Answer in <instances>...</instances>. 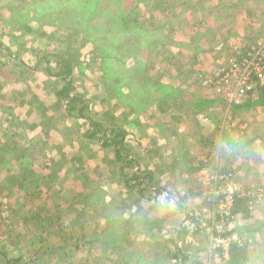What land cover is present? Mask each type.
Here are the masks:
<instances>
[{"label": "rangeland", "instance_id": "374dc122", "mask_svg": "<svg viewBox=\"0 0 264 264\" xmlns=\"http://www.w3.org/2000/svg\"><path fill=\"white\" fill-rule=\"evenodd\" d=\"M15 1L0 0V23L10 25L33 49L58 44L63 33H97L89 28L93 21L78 16L87 5L96 7L92 16L105 26L102 47L96 55L95 40L81 41L80 59L86 61L74 69L78 90L84 87L94 97L90 110L99 120L116 117L124 124L126 147L138 159L137 168L149 169L151 183L162 192L140 197L124 188L113 148L96 141L86 145L76 127L68 126L72 118L63 111L59 80L41 70L26 68L12 76L0 71V194L11 208L7 221L0 223V250L20 258V264H79L82 255L83 264H224L229 238L246 245L247 264H264V201L250 203L248 196L264 189V104L234 111L218 101L206 113L189 104L195 97L211 96L202 86L206 74L232 55L231 47L248 42L223 40L229 30L235 36L264 37V0H185L149 8L135 0ZM128 11L153 15L155 23L164 20L162 35L119 32L115 20L107 28L115 13ZM173 12L180 13L178 18ZM32 32L41 34V40H34ZM166 32L172 44H164L171 40ZM112 49L125 63L105 58ZM1 56L14 70L22 69L12 57ZM138 62L142 68L149 65L144 80L135 70ZM109 68L119 74L110 84L104 79ZM157 71L158 81L174 90L180 87L182 98L157 103L153 94V103L136 112L137 98ZM133 87L138 97L131 94ZM229 117L246 125L245 130H228L240 142L234 147L222 140L219 128H226ZM199 162L201 168L194 165ZM228 166L234 174L216 190V173ZM231 184L238 188L234 194L246 192L251 217L224 216ZM216 230L228 234L216 236ZM218 239L225 244L219 246ZM75 242L81 244L80 252H75ZM174 243L181 249L179 256L172 253Z\"/></svg>", "mask_w": 264, "mask_h": 264}, {"label": "trees", "instance_id": "16d2710c", "mask_svg": "<svg viewBox=\"0 0 264 264\" xmlns=\"http://www.w3.org/2000/svg\"><path fill=\"white\" fill-rule=\"evenodd\" d=\"M23 2L22 0H16L15 2ZM120 1V0H115ZM206 0H195L196 3H204ZM13 2V1H12ZM86 2V1H85ZM162 2L163 7H168L169 2L173 5L176 3H184L185 0H135V4L144 3L146 4V7L149 4H159ZM134 4V5H135ZM82 6V5H81ZM85 7V6H83ZM84 10H80L78 13V16H81L83 19L85 18L86 21L90 20L93 21L92 25H89L90 30H94L95 34H89L85 35L82 34L81 31L78 33L69 32V35L66 36L61 34V36L58 35V44L56 45H49L48 48H38L33 49V47H27L25 46V42L20 41L21 37L19 35H16L12 27L7 26L6 24L0 23V71L2 74H5V76H12L16 74L18 71H22L23 69H29L33 72H36L38 70L44 71L48 76H51L55 78V80H59L60 83H62V86L57 89L60 101L63 107V111L66 113L68 117L72 118V121L68 124L70 127L71 125H74L76 127L77 134H80V138L82 142H85L84 144H88L90 142L96 141L100 146L107 148L112 147L114 152V162L117 165V174L119 179L123 182L125 185L124 188L129 190V192L133 195L137 196H147V192H150L154 196H158L162 191L157 186L153 185L151 182L154 180V175L152 172L147 171L149 169H140L137 168L136 163H138V159L133 157V155L130 153V149L126 147V135L128 130H126L124 124L122 122L116 121V117L113 118V121L111 120V117H108L106 121L99 120L96 115H93V111L90 110L91 105L94 103V97H90L87 95L85 88L83 87V91H79V78L73 75L74 69L77 62H85V59H80L81 56V48L83 45L82 40L85 39V41H94L95 40V54L98 55V49L102 47L101 41V34L102 29L105 28V26H102V22L104 20L100 19L99 17H95V15L92 16V14L95 13L96 7L93 6V8L87 7L84 8ZM151 9V8H150ZM183 10V8H182ZM134 11V10H133ZM186 12V11H185ZM180 13H172V17L178 18ZM95 17V18H94ZM139 18L142 19V22H139ZM95 19H98L97 21ZM118 21V25L120 27L119 32H136V33H146L150 34L152 32L159 33V35H162V28L164 20H158L157 23L155 21L156 18H153V15H151L149 18H145L141 12H135L133 14L131 11H128L127 14L124 15H118L115 13L114 17L106 21L107 22V28L110 29L111 25L116 23L113 21ZM185 19H183L184 21ZM170 27H173L172 24H169ZM88 28V29H89ZM66 29V28H65ZM41 31V28L37 29L36 32L38 33ZM42 32H44L42 30ZM33 34V32H32ZM166 35L171 40L164 41V44L168 45L169 43H173V37L171 33H167ZM34 40L37 38L41 40L42 36L41 34H33ZM44 36H47V34L44 33ZM34 50H39L35 51ZM24 52V53H23ZM1 54H4L5 56L8 55L12 57L18 64L22 66V69L14 70L15 68H11V65L7 63L6 59H4ZM94 54V53H93ZM94 54V55H95ZM119 51H115L112 49L109 53L105 55L106 59H111L112 61H119L120 63H125V61L121 58ZM134 63V62H133ZM139 63V62H138ZM127 64V63H126ZM145 67H141V64L139 63L136 67V71H138L140 75V79L144 80L145 73L147 74L149 72V65L147 63L144 64ZM108 68V67H107ZM108 73L105 75H108L105 79V82L110 84L113 83V80L116 77H119L118 73L113 71L112 68H109ZM143 69V70H142ZM13 71V74H11ZM144 72V73H143ZM134 73H131L130 75L134 76ZM159 71L155 73V79H153L150 82H147V90L144 91L143 95H139V90H136L135 87L131 89V94L134 95L133 97H138L136 100V105L134 104V108L136 112H139L141 110H145V105L147 103H153L149 102V98L154 94V97L151 99L154 101L163 102V101H170L171 98H182L181 95L182 91L180 87H177L176 90H174L169 85H163L161 82L158 81L159 77ZM17 75H21V72H19ZM16 75V76H17ZM104 75V76H105ZM148 75V74H147ZM204 75V74H203ZM149 76V75H148ZM146 76V77H148ZM12 78V77H10ZM114 78V79H113ZM127 78V77H125ZM190 76L185 77V82L188 81ZM197 78H195L196 80ZM5 80H10L6 79ZM119 84V83H117ZM115 89V84L111 85L107 90H113ZM119 89V88H117ZM153 89V90H152ZM156 92V93H155ZM250 97L248 100L247 98ZM246 99H243L241 103H232L229 107L230 110H240L245 108L246 106H256L259 104H264V86L259 87L255 92H252L248 95ZM97 98V96H95ZM147 101V102H146ZM218 101H221V106L227 105L225 102V98L217 95H211L210 97H204L202 98H196L190 99L189 104H197L196 109L205 112V109L210 108V105L214 106L218 103ZM139 103H141L139 105ZM138 108V109H137ZM92 112V113H91ZM212 114L213 112L210 111ZM206 113V112H205ZM211 113H208L210 116ZM214 121L220 125V122L217 120L215 115L212 118ZM114 122L115 126H111V123ZM109 125V126H107ZM109 127V129H108ZM220 127L222 129V140L226 142L227 146L234 147L236 145H239L240 142L232 137V135L228 132L230 127L225 126ZM235 129V128H233ZM237 130H241L240 128H236ZM66 130V129H65ZM245 130V129H244ZM110 131V134L108 132ZM253 141V139L248 140L246 144H249ZM204 142L207 143V141L204 139ZM77 157L76 155H73V158ZM195 166H198L201 168L203 165L199 162L197 164H194ZM134 168V170H133ZM217 176L215 178L216 181V190L221 188V181L225 180V177L228 175L234 174V170L231 167H222L219 172L216 173ZM218 176H223L220 180L218 179ZM215 190V191H216ZM88 195H86L85 199H88ZM166 198L168 199L169 196L166 195ZM178 206H180L177 203ZM179 208V207H178ZM182 208V207H180ZM220 217H222L221 213H218ZM238 214H242L245 217H251V211L249 209L248 204V196L246 195V192H237L234 195L233 205L229 209V215L231 216H237ZM188 216H191L189 213H187ZM250 231L256 230V229H249ZM184 231V234L186 233L185 228L182 229L181 232ZM216 236H222L225 237L228 233L225 232H219L215 231ZM67 239V238H66ZM73 248L75 252H80L81 244L79 242H75L73 244ZM172 253L176 256L181 253L180 247L174 243ZM10 252L7 250H0V255L3 259V264H20V258L11 257L9 255ZM59 254V253H58ZM96 256V255H95ZM94 256V258H95ZM84 256H80L79 258V264H83L82 258ZM98 258V257H96ZM250 256L249 251L246 248V245H243L242 243H238L237 241H231L229 246V258L225 261L224 264H247L249 262ZM84 264H88L85 262Z\"/></svg>", "mask_w": 264, "mask_h": 264}, {"label": "built area", "instance_id": "2783aa9c", "mask_svg": "<svg viewBox=\"0 0 264 264\" xmlns=\"http://www.w3.org/2000/svg\"><path fill=\"white\" fill-rule=\"evenodd\" d=\"M202 83L203 88L208 89L211 95L224 97L228 107L232 103H241L250 93L264 86V37L256 39L250 44L238 45L231 56L217 64L206 74ZM227 127L245 129L246 125L229 117ZM229 178H232V175L226 176L223 181H227ZM227 189L234 190L226 197L225 211H229L232 207L234 193L238 190L237 186H233V184ZM256 194H258L257 198H255ZM248 196L250 203H257L259 200L264 201V189H260L258 193L249 192ZM9 209L8 200L0 194V223L7 221ZM224 214L225 217L229 216V212ZM216 241L219 246L225 244L224 240L218 239ZM231 241L232 239L228 238V244Z\"/></svg>", "mask_w": 264, "mask_h": 264}, {"label": "crops", "instance_id": "0c3cea01", "mask_svg": "<svg viewBox=\"0 0 264 264\" xmlns=\"http://www.w3.org/2000/svg\"><path fill=\"white\" fill-rule=\"evenodd\" d=\"M264 25V24H263ZM233 30V29H232ZM229 32L230 33H228L227 34V36L226 37H223V40H225V41H233L234 39L235 40H237V39H240L241 41V43L242 42H245V41H248L247 43L245 42V43H242V44H250L253 40L255 41L256 39H257V37L256 38H253L254 36H252V35H250V34H247V35H245V34H242V35H239V36H235V33H231V30H229ZM253 38V39H252ZM250 40V41H249ZM239 41V40H238ZM239 43V42H238ZM241 45V44H240ZM238 46V45H237ZM236 46V47H237ZM235 47V48H236ZM232 49H234L235 50V48H233V47H231ZM234 50H233V52H234ZM232 52V53H233ZM204 115V114H203ZM1 159V158H0ZM1 161V160H0ZM11 209V208H10Z\"/></svg>", "mask_w": 264, "mask_h": 264}]
</instances>
